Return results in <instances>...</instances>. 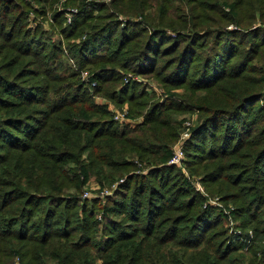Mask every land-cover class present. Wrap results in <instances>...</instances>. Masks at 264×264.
Here are the masks:
<instances>
[{"label":"trees","instance_id":"16d2710c","mask_svg":"<svg viewBox=\"0 0 264 264\" xmlns=\"http://www.w3.org/2000/svg\"><path fill=\"white\" fill-rule=\"evenodd\" d=\"M190 111L186 170L233 203L247 245L168 163ZM120 178L104 202L80 197ZM263 250L264 0H0V264H263Z\"/></svg>","mask_w":264,"mask_h":264},{"label":"rangeland","instance_id":"374dc122","mask_svg":"<svg viewBox=\"0 0 264 264\" xmlns=\"http://www.w3.org/2000/svg\"><path fill=\"white\" fill-rule=\"evenodd\" d=\"M99 1V0H98ZM104 2H108V0H103ZM38 20L40 21L41 23V26L46 30L47 33L50 34L51 36V39L52 40H55L57 38V34L55 33H52L51 34V15L50 13H46L45 15L43 16H38L37 17ZM119 20L122 21V23H124L126 20L128 21L129 18H125L123 16H119ZM133 20V19H132ZM27 26L29 27L30 26V20L28 18V23H27ZM137 76L135 75H132V78H136ZM140 77V76H139ZM138 77V78H139ZM145 80V79H144ZM148 80L150 83H152L157 89L160 88L158 82L154 79H146ZM94 82V81H93ZM88 84H90L89 82H87ZM144 83H146V81H144ZM147 84V83H146ZM91 85V84H90ZM149 86V84H147ZM146 85V86H147ZM150 88V87H149ZM176 91H181V89H174ZM156 94V93H155ZM157 95V94H156ZM95 101L96 102H99V103H102V102H108L105 98L103 97H100V96H95L94 97ZM109 103V102H108ZM110 108L112 109V111L114 112L115 110H118V111H127L126 109V104H123L120 108H117L115 107L114 105L110 104ZM182 117V120L184 118H187V117H192L193 118V126H195L196 124V118H197V112L195 111H190V112H186V113H183L181 115ZM134 119L131 118V120H129V122H133ZM184 161H185V156L183 154V157L181 159V163L179 165H175L176 167H178L180 169V171L182 172V174L186 177L187 181L189 182L191 188L197 192L201 197H202V207H205V208H211L213 212H218L220 213V215L222 216V226L225 227L226 231L228 234H230V236H232L231 233H229V230H228V225H229V222L226 221V217L224 216V212L223 210H227V209H230V208H235L233 203L231 202H226L224 200L221 199L220 195L218 194H210L203 186V184L201 183L200 179H199V176L197 175H194V174H189L186 170V167L184 165ZM142 171H144V168L141 169ZM117 182L116 181H113L110 185H106V186H103V187H98V185H96L94 183V181L92 179H90L84 186L83 188L81 189L80 191V197L81 198H97L99 199L101 202H104L108 197H112V193H113V189H112V184H114ZM119 183V182H118ZM117 186V185H116ZM115 186V187H116ZM115 189V188H114ZM105 190H107V192H104ZM84 193L86 195H84ZM230 216H231V224H232V229L233 228V225L234 226H237L241 232H244V228H242L239 224L240 222V219L237 218L233 213L231 214L230 213ZM232 239V237L230 238V240ZM263 245V244H262ZM15 256L12 257L11 261L13 260ZM19 261V259H18ZM20 263V262H19Z\"/></svg>","mask_w":264,"mask_h":264},{"label":"built area","instance_id":"2783aa9c","mask_svg":"<svg viewBox=\"0 0 264 264\" xmlns=\"http://www.w3.org/2000/svg\"><path fill=\"white\" fill-rule=\"evenodd\" d=\"M63 12H64V16H65V23H69L71 21V18L73 17V15H75L78 12V10L76 7H67L63 10ZM32 18H33L32 15H30V20H32ZM31 22L34 23L35 21H31ZM229 27H231V25H228V28ZM82 37H84V36H82ZM81 78L85 83L89 82L91 85L94 83L93 81L88 80V74L85 70L81 72ZM129 78H130V74H128L127 76H124V78H123L124 82H126ZM135 79H139V78L136 77ZM144 81H146V83L149 84L150 89H152L155 93L159 94L161 92L160 88L157 89L148 80L145 79ZM125 112L126 111H123V110L122 111L115 110L113 112L112 118L118 122L129 121L130 118H128L125 115ZM192 126H193V118L192 117H187V118H184L182 120L178 137H177L176 141L171 145V155H170V158L168 160V163L175 164V165H179L181 163V159L183 157L182 146H183L184 141L190 136ZM122 179L123 178H120L118 180V182H120ZM115 186H116V183L112 184V189L115 188ZM104 192H107V190H105ZM84 195H86V194L84 193ZM229 210L230 209L223 210V212L225 214L224 216L226 217L225 218L226 221L229 222L228 230H229V233L232 234L231 240H240V241L244 242L246 245L249 244L252 241L251 230L248 229L247 231L241 232L240 229L234 225H233L234 229H232L231 216H230ZM263 258H264V250L262 252V259ZM11 264H20L17 256H15L13 258ZM263 264H264V261H263Z\"/></svg>","mask_w":264,"mask_h":264}]
</instances>
